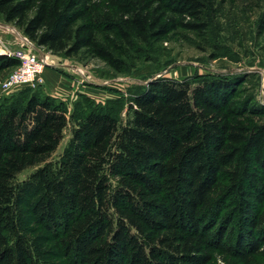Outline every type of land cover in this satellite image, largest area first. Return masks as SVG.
<instances>
[{"label":"trees","instance_id":"trees-1","mask_svg":"<svg viewBox=\"0 0 264 264\" xmlns=\"http://www.w3.org/2000/svg\"><path fill=\"white\" fill-rule=\"evenodd\" d=\"M217 1L0 0V17L123 73L140 45L204 37ZM17 66L0 55V71ZM241 82L152 78L123 123L119 100L0 99V264H264V107Z\"/></svg>","mask_w":264,"mask_h":264},{"label":"rangeland","instance_id":"rangeland-1","mask_svg":"<svg viewBox=\"0 0 264 264\" xmlns=\"http://www.w3.org/2000/svg\"><path fill=\"white\" fill-rule=\"evenodd\" d=\"M262 21L264 0H218L208 13L209 29L204 37L178 31L165 40L140 45L141 53L137 59L134 56L128 61L123 73H116L101 60L82 54L73 57L54 54L25 37L34 45L32 51L45 63L39 76L42 83L18 85L4 92L1 83L15 67L0 71V99H10L27 90L64 102L68 112L76 102L104 106L119 100L115 114L123 123L126 105L152 78L180 81L195 75L219 73L244 79L238 87V98L251 95L259 106L264 107V32H258ZM16 37H24L21 29L5 23L0 17V53L22 47ZM46 69L54 72L63 83L52 80L47 84L42 77ZM69 137L68 128L52 160L62 153ZM30 173L26 171L20 175L19 181ZM212 264L226 263L221 256H216Z\"/></svg>","mask_w":264,"mask_h":264},{"label":"built area","instance_id":"built-area-1","mask_svg":"<svg viewBox=\"0 0 264 264\" xmlns=\"http://www.w3.org/2000/svg\"><path fill=\"white\" fill-rule=\"evenodd\" d=\"M16 40L21 41L22 47L7 51L6 53H0L1 56H7L18 61V66L15 67V71L1 83V88L4 92L18 85H40L42 83L39 80V76L45 67V63L32 51L34 50V45L25 37H21V39L16 37Z\"/></svg>","mask_w":264,"mask_h":264},{"label":"crops","instance_id":"crops-1","mask_svg":"<svg viewBox=\"0 0 264 264\" xmlns=\"http://www.w3.org/2000/svg\"><path fill=\"white\" fill-rule=\"evenodd\" d=\"M42 77L44 78L45 82L48 84H50V82L52 80H54L55 82L57 81L58 84H62V80L60 78H58V76L52 72L50 69H46L43 71L42 73Z\"/></svg>","mask_w":264,"mask_h":264}]
</instances>
